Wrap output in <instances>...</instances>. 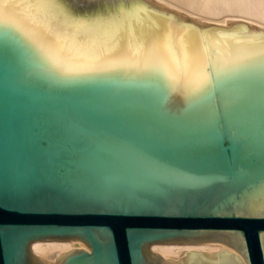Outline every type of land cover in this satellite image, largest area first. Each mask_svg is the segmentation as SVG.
Listing matches in <instances>:
<instances>
[{
	"label": "water",
	"instance_id": "1",
	"mask_svg": "<svg viewBox=\"0 0 264 264\" xmlns=\"http://www.w3.org/2000/svg\"><path fill=\"white\" fill-rule=\"evenodd\" d=\"M262 45L148 0L0 5V264H264Z\"/></svg>",
	"mask_w": 264,
	"mask_h": 264
},
{
	"label": "bare ground",
	"instance_id": "2",
	"mask_svg": "<svg viewBox=\"0 0 264 264\" xmlns=\"http://www.w3.org/2000/svg\"><path fill=\"white\" fill-rule=\"evenodd\" d=\"M157 6L183 13L198 22L227 25V20H237L264 29V0H148ZM88 248L82 241L69 240H36L32 251L39 257H51L55 253ZM234 252L243 262L241 253L232 246L222 242H187V243H154L151 252L165 259L179 261L190 251L216 253Z\"/></svg>",
	"mask_w": 264,
	"mask_h": 264
},
{
	"label": "snow or ice",
	"instance_id": "3",
	"mask_svg": "<svg viewBox=\"0 0 264 264\" xmlns=\"http://www.w3.org/2000/svg\"><path fill=\"white\" fill-rule=\"evenodd\" d=\"M6 2L7 0H0V5H3ZM261 54L264 55V45L261 46Z\"/></svg>",
	"mask_w": 264,
	"mask_h": 264
}]
</instances>
